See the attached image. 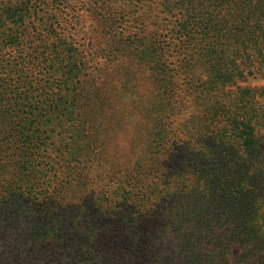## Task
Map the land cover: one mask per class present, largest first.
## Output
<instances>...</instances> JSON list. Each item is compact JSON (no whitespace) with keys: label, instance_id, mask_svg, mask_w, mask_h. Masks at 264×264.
Instances as JSON below:
<instances>
[{"label":"trees","instance_id":"1","mask_svg":"<svg viewBox=\"0 0 264 264\" xmlns=\"http://www.w3.org/2000/svg\"><path fill=\"white\" fill-rule=\"evenodd\" d=\"M92 1L95 33H101L103 41L90 37L83 52L65 42L61 45L64 52L58 54L52 41L24 38L23 24L34 20L36 3H13L2 12L14 21L16 31L10 41L18 55L26 51L31 82L51 103L33 116L35 127L63 130V134L49 142L31 140L29 147L28 162L42 166L53 201L46 196L29 200L34 186L2 189L0 264H117L119 249L113 244V228L121 222L117 216L115 221L95 223L78 214L69 217L72 225H66L59 209L67 215L75 212L72 205L46 208L48 202L59 204L66 199L85 175L97 174L92 159L97 154L102 166L111 164L114 171L111 181L99 187L106 199L112 196L129 207L123 219L143 213L160 218L165 233L172 231V256L163 264H264V148L256 134L264 124V109L256 101L258 108L252 115L245 111L235 125L223 128L224 135L216 131L212 141H203L206 145L202 137L197 143L175 130L184 127L181 120L175 124V118L185 114L190 104L211 98L217 103L204 116L211 115L213 130L222 129L215 123L224 109L220 100L229 102L227 93L223 95L225 87L235 84L236 103L250 96L238 82L264 81V0ZM169 11L173 22L167 19ZM101 58L114 63L112 73H104V82L99 75L104 72ZM38 70L51 74L58 83L52 81L53 87L48 80L37 79L43 73H35ZM85 86L96 91L94 97L101 94L105 100L99 113L106 122L98 125L97 133ZM134 87L148 92L142 101L150 110L142 113L143 123L138 127L128 119L137 128L125 140L119 139L114 135L121 122L116 121L118 114L140 104L141 95L126 93ZM260 94L264 98V93L256 98ZM124 126L126 121L119 131ZM224 143L235 145L238 156L235 198L230 201V214L219 219L207 213L205 201L209 191L225 190L223 184L216 186L220 183L217 156L210 162L200 151L206 148L216 153ZM196 146L201 147L198 153L192 150ZM105 149H111L109 159L98 152ZM246 149H252L250 157L255 162L248 161ZM30 211L31 216H38L36 221L23 218ZM20 219L21 231H3L5 221L16 225ZM233 246L240 250L235 259L229 258ZM75 253L80 255L78 261H73Z\"/></svg>","mask_w":264,"mask_h":264},{"label":"rangeland","instance_id":"2","mask_svg":"<svg viewBox=\"0 0 264 264\" xmlns=\"http://www.w3.org/2000/svg\"><path fill=\"white\" fill-rule=\"evenodd\" d=\"M29 1L32 4L34 3V5L36 3L38 9H36L35 17H33L34 20H31V23L23 24L27 32L24 36L26 40H38L43 43L52 41L56 45L53 50L60 54L64 52V48L61 45L65 42L72 44L78 52H83L84 43L90 37L99 38L97 40L102 42L103 36L99 32L95 33L97 28L92 14L94 13L95 5H92V0H0V199L4 196L2 189L9 185L14 190L17 187L34 186L35 192L30 194L29 200L33 197L44 200L46 196L53 201L55 198L51 197L50 191L45 185L42 166L33 165L31 162H28V156L30 155L29 147L32 146L31 140L38 143H42L44 140L49 142L51 138L57 137L58 134H63V130L52 128L37 129L38 127H35L33 116L40 109L49 107L51 103L49 99L43 97L45 94L37 93L35 84L31 82V74L25 58L26 51L18 55L16 48L10 41L16 31L14 21L7 14H2L6 9L9 10L8 8L12 7L13 3L16 6H25ZM1 6H5V8H1ZM153 13H155V10ZM169 16L167 19L169 18L168 20L173 22L175 18L172 17V11H169ZM169 21L167 23H170ZM39 47H42V51L45 50L44 45L39 44ZM100 60L103 67L102 71H104L99 73L100 81L104 82V73L106 71L112 73L114 70L112 65L114 63H107L102 58ZM41 71L38 70L35 73H40ZM42 72L41 75L37 74V79L48 80L47 83L53 87L58 83L54 76L51 74L46 75L44 71ZM238 85L242 89H247L246 91H249L250 96H246L235 103V97H238L237 91L235 92V84L225 87L223 95L227 93L226 99H229V102L227 100H220L224 109L219 113L218 122L215 123V125H218L217 127L222 129L213 130L211 115L204 116V113L211 109L213 104L217 103L216 100L211 98L208 101H200L197 104L188 105L187 112L175 118V124L181 120L184 125L181 129H175L177 133L182 135V137L190 135L196 139L197 143L200 142V138L202 137V142L209 143L210 140L212 141L216 131H218L219 135H224V131L226 130H223V128L229 124L235 125V120L243 117L245 111H247V114L252 115L253 110L258 108L255 105L257 104L256 101L259 102L258 105L261 109H264L263 94H260V97L256 98V94L264 93L262 90L264 89V81L260 79L249 80L246 83L238 82ZM85 87L83 93L92 105V123L94 127L96 126L94 129L97 133L98 125L101 126L103 122H106L105 119L101 118V114L99 113L105 100L102 99L101 94L94 97L96 91L91 86ZM126 93H136L137 95H141V99L140 104L136 105L133 109L122 110V113L118 114L116 121L121 119V122L116 125L114 135L119 136V139L124 138V140L127 133L129 136L134 134V130L143 123L142 113L145 110H150V105L144 106L146 102L142 101V96L148 93L145 89L134 87L128 89ZM111 96L112 94L109 92V100L113 101ZM33 97L39 98L33 100ZM230 97L234 102L230 100ZM87 110H90V108ZM185 117L189 119L187 123L183 120ZM128 119H133L137 127L129 125ZM125 121L127 124L126 128L124 126L122 128L123 131H119V125L124 124ZM256 132L264 148V124H261ZM29 143H31L30 146L28 145ZM205 143L203 142L202 144L206 145ZM222 145L217 149L216 153L206 148L200 151L201 147L197 146V148L192 149L195 153L200 151L205 155V159L207 158L210 162L212 161L211 157L217 156L216 163L219 169L218 179L220 183L216 182L218 184L216 186L223 184L222 187L225 190H217L213 191V193L209 191L205 194V201L207 203V213L219 219L230 214V201L235 198V166L238 156L236 155L237 148L235 145L230 146L226 143ZM109 151L111 149L99 150L98 152L103 159H109ZM251 151L252 149L248 151L246 149L249 156L246 158L250 162H255L250 157ZM20 157L23 158V162H18V158ZM92 159L95 162L93 168L96 169L97 174L85 175L78 181L80 186L75 187V190L67 193L69 196L66 199L58 201L59 204L48 202L46 208L48 209L51 205L52 208H57L60 204H64L65 206L72 205V209L75 212L67 215L64 210L58 208L62 217L61 221H65L66 225H72V220L69 217L78 214L79 216L82 214L90 217V221L95 223L115 221L117 216L119 221H121L115 224L113 228L115 231L113 244L116 246V249H119V255L116 256L117 264H163V262L168 261L172 256L170 254L172 253L171 241L174 238L172 231L165 233V230H161L160 218L156 219L154 217L151 219L150 217H145L143 213H139L136 217V212H134L131 214L129 221L123 219L129 207L112 196L106 199L102 188L99 187L102 182L109 183L110 179L114 177V171L109 168L111 164L109 166L107 164L102 166L103 160L99 158L98 154L93 155ZM97 160L99 161L97 162ZM212 181L215 182L216 180L213 179ZM226 187L228 188L226 189ZM85 210L92 211V213L89 214ZM31 212L23 216L28 222L38 219V216H31ZM53 212L57 215L56 211ZM76 221L81 220L77 218ZM131 221L134 225L129 227L128 222ZM23 228L21 219L16 225L11 224L10 220L2 224L3 231H21ZM155 251L158 252L155 254ZM239 253V248L233 246L229 258L235 259ZM78 256L80 255L77 253L73 254V261H78Z\"/></svg>","mask_w":264,"mask_h":264}]
</instances>
